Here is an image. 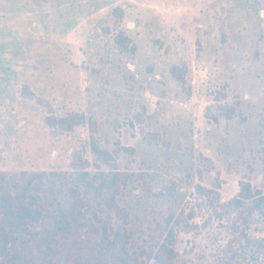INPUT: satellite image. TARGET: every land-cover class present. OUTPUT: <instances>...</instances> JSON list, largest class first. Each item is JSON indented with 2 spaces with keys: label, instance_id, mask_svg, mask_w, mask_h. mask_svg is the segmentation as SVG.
<instances>
[{
  "label": "rangeland",
  "instance_id": "obj_1",
  "mask_svg": "<svg viewBox=\"0 0 264 264\" xmlns=\"http://www.w3.org/2000/svg\"><path fill=\"white\" fill-rule=\"evenodd\" d=\"M73 113L92 122H45ZM91 132L135 151L117 165L144 177L118 198L136 246L161 241L172 207H195L197 184L225 200L240 180L264 191V0H0V171H66L76 151L92 161ZM196 213L176 264H223L233 229ZM249 226L264 238L259 213ZM252 249L233 264H264Z\"/></svg>",
  "mask_w": 264,
  "mask_h": 264
},
{
  "label": "trees",
  "instance_id": "obj_2",
  "mask_svg": "<svg viewBox=\"0 0 264 264\" xmlns=\"http://www.w3.org/2000/svg\"><path fill=\"white\" fill-rule=\"evenodd\" d=\"M120 44L125 46L121 40ZM87 120L92 122L84 113H73L52 115L45 122L71 132L88 125ZM92 135L84 150L93 156L92 161L76 151L66 171H0V264H176L180 234L201 230L195 221L196 210L208 213L203 227L217 221L233 229L234 237L222 251L223 264H233L243 254L247 257L248 248H253L257 262L264 260V238L251 237L249 232L256 213L264 220V191L249 180H240L237 195L226 200L219 189L197 184L195 207H172L163 221L161 241L147 248L136 246L131 213L118 204V198L130 186L136 189L144 177L121 171L117 165L122 152L132 155L135 151L119 144L112 151L104 149ZM61 181L65 189L58 191ZM39 184H49L42 194L35 191ZM57 192L67 198L60 207L50 197ZM175 193L174 187L169 189L170 198ZM236 244L238 253L233 251Z\"/></svg>",
  "mask_w": 264,
  "mask_h": 264
}]
</instances>
